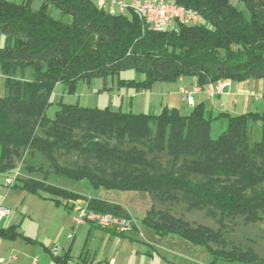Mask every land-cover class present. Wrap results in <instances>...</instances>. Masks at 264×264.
Wrapping results in <instances>:
<instances>
[{
  "label": "trees",
  "instance_id": "obj_1",
  "mask_svg": "<svg viewBox=\"0 0 264 264\" xmlns=\"http://www.w3.org/2000/svg\"><path fill=\"white\" fill-rule=\"evenodd\" d=\"M175 1L197 10L202 23L152 32L133 13L110 15L92 0H0V172L22 162L42 179L19 178L14 187L66 200L83 197L50 184L52 176L206 211L217 228L154 206L142 224L204 249L213 264H264L253 248L230 246L225 236L237 218L264 223V113L214 114L201 103L184 114H136L53 101L58 85L73 95L81 83L128 70L145 76L121 79L136 91L185 77L200 87L264 79V0H239L248 16L232 0ZM221 121L226 129L214 137ZM86 202L89 210L130 217L119 205Z\"/></svg>",
  "mask_w": 264,
  "mask_h": 264
},
{
  "label": "crops",
  "instance_id": "obj_2",
  "mask_svg": "<svg viewBox=\"0 0 264 264\" xmlns=\"http://www.w3.org/2000/svg\"><path fill=\"white\" fill-rule=\"evenodd\" d=\"M92 1L96 5L100 4V0ZM105 1L108 3L111 0ZM124 2L131 4L132 0ZM130 14L126 12L124 15ZM121 79L136 82L144 80L142 76ZM94 80L97 79L81 83L73 96L78 93L92 95ZM101 81L103 88L98 91L102 96H109L111 104L106 107L114 111H119L113 108L112 104L120 97L121 111L136 114L158 115L165 108L177 109L184 114L201 103L206 104L214 114L236 116L264 113V79L228 81L218 90L216 85L200 87L195 78L185 77L180 81L155 83L150 89L140 91L126 86L117 88L114 81L107 87V82L105 85L103 79ZM182 87L193 92V107H188L182 101ZM56 88H61L62 96L54 92L53 99L56 97L59 100L54 99L55 102L63 101L64 95L68 94L66 87L58 85ZM211 91L214 95H211ZM69 104L73 102L70 101ZM85 107L101 108L96 105ZM0 174L6 176L5 180L11 175L1 172ZM56 186L83 198L66 200L47 192L32 193L21 187L4 191L0 206L5 207L8 213L0 226V258L16 256L13 264H213L212 257L204 249L195 247L177 236L159 237L144 226L128 234L103 230L92 224L77 226L74 217L80 209L87 206L86 199H99L119 205L129 215L135 216L127 203L108 197L111 191L95 189L89 182L65 185L59 183ZM21 198H24V203L27 200L33 202L32 208L38 209L37 212L32 209L31 215L29 213L28 217L32 223L27 228L22 227L15 217L17 209H20L17 205ZM54 247L60 249L58 256L51 253ZM215 264L239 263L219 261Z\"/></svg>",
  "mask_w": 264,
  "mask_h": 264
},
{
  "label": "rangeland",
  "instance_id": "obj_3",
  "mask_svg": "<svg viewBox=\"0 0 264 264\" xmlns=\"http://www.w3.org/2000/svg\"><path fill=\"white\" fill-rule=\"evenodd\" d=\"M232 2L237 6V8L242 10L245 15H247V16L249 15L248 11L245 9V7L242 5V3L239 2V0H232ZM36 6H38V3H36ZM97 6L99 9L106 11L104 8L100 7V4H98ZM108 14H110V13H108ZM114 15H121V14H114ZM56 16H59L58 13H56ZM141 76L145 80V76L143 74L128 70V71L121 72L119 75H117L113 78L110 77V78L103 80V81L105 82V85L107 82V87L111 86V81H114V83L116 84V87L121 88L122 87V85L120 84L121 78H136V77H141ZM181 79L182 78H179L178 81H180ZM226 82H228V80L219 81L217 83L209 84V85H211V86L216 85L217 86V84L221 83L224 86V84ZM93 83H94L93 87H91L93 90L90 88L91 91H93L92 92L93 94L91 93L92 95H89L86 93H84V94L78 93L76 96H73V95L70 96L68 94H65L64 98H63V102L70 103V101H71V102H73V104H80L82 106H95L96 105V106H100L101 108H107L106 106H110V104H111V103H109V96L108 95L102 96L100 94V91H98L99 88L100 89L103 88V84H102L101 79L94 80ZM3 84H4V77L0 74V96L3 95V93H4ZM94 88H97V89H94ZM55 93L61 94L62 93L61 88H56ZM79 95H81V97ZM116 95H118V94H116ZM116 95H113V96L116 97ZM211 95H214V93L212 91H211ZM61 96H62V94H61ZM54 99L59 100L56 97ZM54 99H53V101L55 102ZM185 104L188 107H193V105H194V104L189 105L187 103H185ZM112 107L121 111V98L120 97L118 98L117 101L114 102V104H112ZM123 110H126V109H123ZM49 113L52 115L53 109H51L49 111ZM225 129H226V122L225 121L215 123L213 126V136L214 137L219 136L222 133V131ZM24 168H25V164H23L22 162L17 163V169L14 172H12L9 177L14 176V174L18 171L20 174L19 178L39 177L42 179V176H40V175L27 174L24 171ZM5 177L6 176L0 174V200L4 196V191L11 190V188H14V185H15L14 184L12 187L7 186ZM9 177H7V178H9ZM19 178H17V180ZM16 181H15V183H16ZM4 182H5V184H4ZM83 182L88 183L87 181H83ZM49 183L53 184V185H58L59 183H62L65 185V184H69V183H75V181L67 180V179H58V178L52 176L49 179ZM108 197L116 198L118 200H121V202L127 203L130 210H132L135 217H132L128 213L127 214L130 216L129 218L123 217V218H127V219L132 221V228L129 231L122 233V232L117 231L115 229H103V228L98 227V228L103 229V230L115 231L116 233H119V234H128L132 231L138 230L140 227L142 228L144 226L142 224V218H144L147 211H149L152 206H154L157 209H166L167 208L173 214H175L177 217H182L184 220L188 221L191 224L205 225V226H209L211 228H217L216 222L213 219H211L209 216H207L206 211H197V210L189 211L186 209V206L182 203L173 204V205H162L160 202H158L157 200H154L152 197H149L147 194L134 193V192L111 191V193L109 194ZM23 200H24V198H21L19 200V204L17 206L20 209H17V214L15 217H17V222L19 224H21L22 227L24 226L25 228H27V226L30 223H32L29 219L30 217H28L29 213L31 215L32 209L35 212H37L38 209L36 207L32 208L31 204L33 202H29V200H27L24 203ZM16 208L17 207H15V209H14L15 211H16ZM85 208L88 209L87 206ZM85 208H82V209H85ZM33 210H32V212H33ZM91 211H93V210H91ZM78 212H77V214H78ZM114 216H116V215H114ZM118 217H122V216H118ZM33 218H36V217H33ZM86 225H88V224H86ZM92 225H94V224H92ZM32 226H33V224H32ZM77 226H82V225H77ZM94 226H96V225H94ZM225 236H226L228 242L230 243V246L234 245L235 247L236 246H241V247L243 246V247H247V248L250 247V248H253L260 256L264 257V223L263 222L262 223H256V224H246L243 222L242 218H237L236 220L230 221L228 223V229L225 232ZM54 248H56V247H54ZM51 253H52V250H51Z\"/></svg>",
  "mask_w": 264,
  "mask_h": 264
},
{
  "label": "built area",
  "instance_id": "obj_4",
  "mask_svg": "<svg viewBox=\"0 0 264 264\" xmlns=\"http://www.w3.org/2000/svg\"><path fill=\"white\" fill-rule=\"evenodd\" d=\"M100 7L107 12L124 15L131 12L138 18H142L145 26H151L153 29L176 30L180 26L193 27L202 22L200 13L193 9L178 4L175 0H132L127 4L124 0H111L108 3L100 0ZM217 89L221 90L223 84H217ZM182 101L189 105L194 104L193 92L186 88L180 91ZM17 171L14 176L6 179V185L12 187L17 178ZM7 209L0 206V225L7 216ZM76 225L94 224L103 229H115L120 232L129 231L132 228V221L114 216L113 214H103L88 209H81L74 218ZM60 252L58 247L52 249V254L57 256ZM16 256L10 258H0V264H13Z\"/></svg>",
  "mask_w": 264,
  "mask_h": 264
},
{
  "label": "bare ground",
  "instance_id": "obj_5",
  "mask_svg": "<svg viewBox=\"0 0 264 264\" xmlns=\"http://www.w3.org/2000/svg\"><path fill=\"white\" fill-rule=\"evenodd\" d=\"M110 13V12H108ZM111 15H114V13H110ZM141 21H142V18H139ZM148 28L149 31H152V32H165L166 30L165 29H153L152 30V27L151 26H146Z\"/></svg>",
  "mask_w": 264,
  "mask_h": 264
}]
</instances>
